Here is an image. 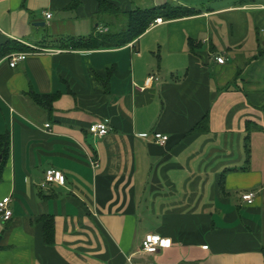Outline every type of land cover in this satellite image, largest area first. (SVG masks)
I'll return each mask as SVG.
<instances>
[{"label":"crops","instance_id":"1","mask_svg":"<svg viewBox=\"0 0 264 264\" xmlns=\"http://www.w3.org/2000/svg\"><path fill=\"white\" fill-rule=\"evenodd\" d=\"M101 1L122 12L141 3ZM156 1L200 13L122 48L67 51L65 38L107 32L119 17L97 16L98 0H0V45L33 50L14 68L19 53L0 61L10 139L0 201L12 212L0 216V264H264V0ZM206 113V129L190 133ZM101 122L110 131L93 137ZM50 169L63 186L45 185ZM147 235L170 247L143 253Z\"/></svg>","mask_w":264,"mask_h":264},{"label":"trees","instance_id":"2","mask_svg":"<svg viewBox=\"0 0 264 264\" xmlns=\"http://www.w3.org/2000/svg\"><path fill=\"white\" fill-rule=\"evenodd\" d=\"M76 3L71 5V8L75 7ZM70 8V7H69ZM200 11L186 8L183 6H173L171 4H163L158 7H152L149 9H134L129 12H122L119 8L115 7L111 3L98 0V10L96 12L97 16H106L111 18L124 17L126 19V25L120 30H108L103 33L92 34L86 38H65L59 44L61 50L67 51H97V50H107V49H118L122 48L138 37H140L150 25L157 19L171 21L178 20L182 18H187L191 16L198 15ZM188 46L191 51L197 46L194 41L189 40ZM32 49L21 45L16 42L8 41L0 45V61L7 58L13 53H31ZM257 57H264V49L258 51ZM238 77V75H237ZM225 90H229L226 88ZM33 101L36 104L44 105L46 107H51L50 96H33ZM208 115L203 117V119L191 129L190 133L200 132L206 129ZM249 122H247L248 130ZM249 132V131H248ZM10 153V139L9 135L0 136V182L2 181L3 171L5 169L6 162L8 160ZM44 235L45 242L48 243L47 231L50 225L48 219H44Z\"/></svg>","mask_w":264,"mask_h":264},{"label":"built area","instance_id":"3","mask_svg":"<svg viewBox=\"0 0 264 264\" xmlns=\"http://www.w3.org/2000/svg\"><path fill=\"white\" fill-rule=\"evenodd\" d=\"M46 18L49 19L50 15H46ZM154 23L160 24L161 19L155 20ZM28 55L29 54L26 53L12 55L9 60V67L14 68L18 63L24 62ZM215 62L219 65H223L225 63V59L223 57H215ZM150 80H153V78L151 77ZM45 127L47 128L49 126L46 125ZM88 131L93 137L102 138L103 136L107 135L110 130L106 123L101 122L92 124L88 128ZM152 139L153 142L159 146L165 145L168 141V137L160 133H154L152 135ZM91 166L95 168L96 162L91 161ZM51 184L63 186L65 184V177L60 172L53 169L47 170L45 172V185ZM254 196V193H245L241 196V198L247 205H251L254 201ZM9 203V197H6L0 201V216L4 221H9L12 217V212L9 209ZM169 247L170 241L161 238L159 235H147L141 243V251L146 254H156L159 250L167 249ZM203 249H207V247L205 246ZM126 262L127 264H133L131 257H128Z\"/></svg>","mask_w":264,"mask_h":264},{"label":"rangeland","instance_id":"4","mask_svg":"<svg viewBox=\"0 0 264 264\" xmlns=\"http://www.w3.org/2000/svg\"><path fill=\"white\" fill-rule=\"evenodd\" d=\"M141 2L140 4H136L135 6H139L138 8H152L153 7V5H151L150 4V0H137V2ZM237 1H239V0H237ZM142 2H144V4L142 3ZM168 2V4H171V5H174L173 3H171V2H169V1H167ZM156 4L157 5H159V4H163V0H157L156 1ZM141 6V7H140ZM175 6V5H174ZM132 8H137V7H132ZM162 21V20H161ZM115 24H117V26L118 27H115V28H113V31L114 30H120L121 28H123L125 25H126V19L124 18V17H122V16H120L116 21H115ZM153 25H157L156 23H152L151 25H150V27L151 26H153ZM259 152H260V150H259ZM260 197L262 198V200H263V204H262V208H263V210H264V194L263 193H261V195H260Z\"/></svg>","mask_w":264,"mask_h":264}]
</instances>
